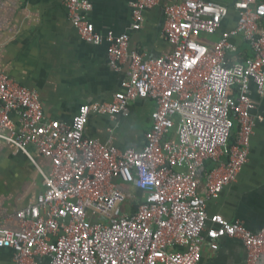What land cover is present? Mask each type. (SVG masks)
<instances>
[{"label":"built area","instance_id":"1","mask_svg":"<svg viewBox=\"0 0 264 264\" xmlns=\"http://www.w3.org/2000/svg\"><path fill=\"white\" fill-rule=\"evenodd\" d=\"M160 0L131 3L129 30L139 31ZM68 19L81 39L107 45L109 66L128 65L111 102L83 105L70 122L48 119L36 91L0 72V141L28 157L43 192L18 211L20 229H3L0 249L14 264H200L203 249L223 238L239 240L244 264L264 254V227L252 232L207 202L233 184L247 163L256 123L250 84L264 97V0H180L165 7L164 38L170 54L144 58L129 48L127 33H98L87 20L90 0H65ZM236 24L220 33L231 13ZM219 34L216 41L209 40ZM241 40L250 55H241ZM155 104L140 150H119L85 137L91 115L112 121L129 116L132 101ZM237 129L231 141L233 130ZM112 132V131H110ZM47 159L35 163L30 149ZM206 162L204 196L199 171ZM121 185L140 191L126 207Z\"/></svg>","mask_w":264,"mask_h":264},{"label":"crops","instance_id":"2","mask_svg":"<svg viewBox=\"0 0 264 264\" xmlns=\"http://www.w3.org/2000/svg\"><path fill=\"white\" fill-rule=\"evenodd\" d=\"M65 0H0V72L14 82L38 93L45 116L50 120L70 122L83 105L111 102L120 92L127 76L128 65L113 70L107 59V45L84 42L70 23ZM136 0H90L92 11L87 14L98 33H127L129 48L153 59L168 55L172 47L164 38L165 7L180 0H160L159 5L145 14L139 31L132 32L131 3ZM221 32L235 27L236 15H230ZM216 41L219 34L209 37ZM241 55L249 56L247 46L238 40ZM250 95L255 103L252 115L264 117V97L258 95L253 83ZM155 104L137 99L129 105V116L112 121L107 116L91 115L85 137L110 142L121 151L140 150L145 134L151 127ZM112 131V132H110ZM37 166L43 169L50 162L30 149ZM213 165L206 162L199 171L198 194L204 196L205 176ZM120 189L128 197L143 194L129 185ZM43 192L42 178L32 161L0 141V224L3 229L17 231L21 221L16 213L35 203ZM135 209L136 202L129 203ZM209 217L221 215L230 222L238 221L252 232L264 227V124L256 123L250 140L247 163L236 181L207 202ZM246 250L236 239L223 238L218 250L203 249L200 264H244ZM0 264H14L12 252L0 249ZM257 264H264V254Z\"/></svg>","mask_w":264,"mask_h":264},{"label":"rangeland","instance_id":"3","mask_svg":"<svg viewBox=\"0 0 264 264\" xmlns=\"http://www.w3.org/2000/svg\"><path fill=\"white\" fill-rule=\"evenodd\" d=\"M133 201H134L133 197L132 196L129 197L128 200H127V202H126V205L129 207L130 205H128V204L129 203H133Z\"/></svg>","mask_w":264,"mask_h":264},{"label":"trees","instance_id":"4","mask_svg":"<svg viewBox=\"0 0 264 264\" xmlns=\"http://www.w3.org/2000/svg\"><path fill=\"white\" fill-rule=\"evenodd\" d=\"M236 131H237V129H234L233 130V136H232V138H231V141H233L234 140V136H235V134H236ZM212 164V163H211ZM213 165V164H212Z\"/></svg>","mask_w":264,"mask_h":264}]
</instances>
